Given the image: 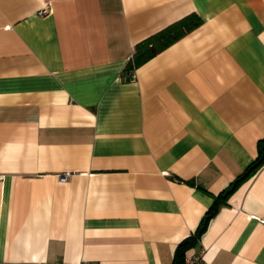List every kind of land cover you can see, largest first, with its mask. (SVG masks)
Returning <instances> with one entry per match:
<instances>
[{
  "label": "crops",
  "instance_id": "crops-1",
  "mask_svg": "<svg viewBox=\"0 0 264 264\" xmlns=\"http://www.w3.org/2000/svg\"><path fill=\"white\" fill-rule=\"evenodd\" d=\"M261 146L264 0H0V264H264Z\"/></svg>",
  "mask_w": 264,
  "mask_h": 264
},
{
  "label": "trees",
  "instance_id": "trees-1",
  "mask_svg": "<svg viewBox=\"0 0 264 264\" xmlns=\"http://www.w3.org/2000/svg\"><path fill=\"white\" fill-rule=\"evenodd\" d=\"M199 23L200 19L196 15L186 16L178 20L177 22L165 27L158 33L145 38L136 45L132 60L127 63L126 69L132 70L133 68L142 64L157 51L166 47L167 45L178 39L181 35H183L185 31L194 28ZM262 163H264V146L260 147V153L258 157L246 168L241 176L236 178L226 189H224L220 193V196L226 198L235 189L241 179H243L249 173L255 171ZM216 209L217 205L215 204L204 214L196 229L194 237L198 236L204 230L208 219L214 214ZM189 241L190 240H184V242L180 244V247L181 245L185 244V242Z\"/></svg>",
  "mask_w": 264,
  "mask_h": 264
},
{
  "label": "built area",
  "instance_id": "built-area-1",
  "mask_svg": "<svg viewBox=\"0 0 264 264\" xmlns=\"http://www.w3.org/2000/svg\"><path fill=\"white\" fill-rule=\"evenodd\" d=\"M49 11L48 5H46L42 10L40 11V14H45ZM203 263V255L202 254H192L189 256L184 257L182 264H202ZM39 264H71L63 261H56V262H41ZM75 264H99L96 261H89V260H84L80 261Z\"/></svg>",
  "mask_w": 264,
  "mask_h": 264
}]
</instances>
